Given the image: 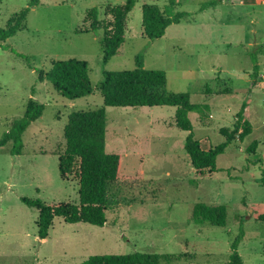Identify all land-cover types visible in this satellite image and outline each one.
Listing matches in <instances>:
<instances>
[{
  "label": "rangeland",
  "instance_id": "1",
  "mask_svg": "<svg viewBox=\"0 0 264 264\" xmlns=\"http://www.w3.org/2000/svg\"><path fill=\"white\" fill-rule=\"evenodd\" d=\"M31 1L0 0V27ZM123 2L38 0L25 28L0 47V139L25 115L29 100L45 105L23 135L22 155L10 154L11 143L0 148V264H79L93 255L134 253L186 255L174 264H227L241 232L244 264H264V50L255 84L249 55L264 44V0H140L129 15L125 44L105 64L103 32H83L90 25L86 13L96 7L106 21L108 8ZM146 4L169 17L189 16L163 38L149 40L142 27ZM140 54L145 69L167 73V92L188 93L193 104L207 105L190 118L204 149L227 143L217 158L219 171L197 176L174 107L107 108V152L120 153L123 161L106 225L56 217L48 238L39 240L38 211L21 198L79 204L77 178L59 172L64 127L71 113L102 107L104 74L134 70ZM70 58L88 62L94 86L90 96L75 101L60 96L44 77L53 62ZM244 101L252 132L229 141ZM197 203L226 206L227 226L195 223Z\"/></svg>",
  "mask_w": 264,
  "mask_h": 264
},
{
  "label": "trees",
  "instance_id": "2",
  "mask_svg": "<svg viewBox=\"0 0 264 264\" xmlns=\"http://www.w3.org/2000/svg\"><path fill=\"white\" fill-rule=\"evenodd\" d=\"M139 1L124 0L122 4L108 8L107 15L110 19L106 21L99 19V10L96 7L86 13L84 21L90 25L83 32H103L100 43L105 64L119 54L125 44L127 21ZM37 4L38 0H32L28 7L13 14L5 27H0V47L25 28L31 8ZM188 16V13H177L169 17L158 5L146 4L142 8L143 33L149 40L161 39L169 27L181 23ZM263 50L264 44L257 45L249 54L253 63L251 76L254 84L260 72L258 56ZM135 63L136 68L131 71L106 72L100 86L103 106L95 110L71 113L64 127L65 146L58 154L59 172L64 179L69 176L77 178L79 204L47 205L40 199L21 198L27 207L38 211L39 240L44 241L48 238L56 217L63 218L68 224L83 223L100 228L106 225L107 210L113 204L111 187L120 178L123 161L120 153L107 152V108L174 107L175 124L177 128L187 133L184 150L197 176L204 178L219 171L217 158L224 153L227 143L214 149H204L195 137L194 125L190 118V113L195 111L201 113L208 109L207 105L193 104L188 93L167 92V73L164 70L145 69L143 55H138ZM44 77L60 96L71 101L90 96L94 91L89 64L84 60L70 58L55 61L52 70ZM247 108L248 103L244 101L237 115L236 127L228 135L229 141L234 140L236 136L242 140L251 134L252 125L245 117ZM44 111V104L29 100L25 115L15 119L10 129L0 139V148L11 143L10 154L22 155L23 135L32 123L43 116ZM240 130L242 132L239 134ZM255 146L256 142L251 145L248 152L253 153ZM261 183L264 184V179ZM191 218L197 224L209 223L224 228L227 226L228 210L224 205L210 206L206 203H197L192 209ZM243 239L244 234L241 232L231 245L227 264H244L239 252ZM186 258L184 254L93 255L79 264H174Z\"/></svg>",
  "mask_w": 264,
  "mask_h": 264
}]
</instances>
